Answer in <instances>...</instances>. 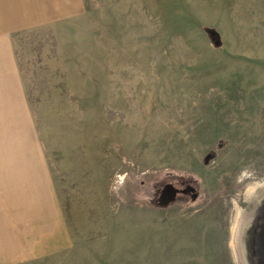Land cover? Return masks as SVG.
I'll return each mask as SVG.
<instances>
[{"label":"rangeland","instance_id":"374dc122","mask_svg":"<svg viewBox=\"0 0 264 264\" xmlns=\"http://www.w3.org/2000/svg\"><path fill=\"white\" fill-rule=\"evenodd\" d=\"M0 264H264V0H0Z\"/></svg>","mask_w":264,"mask_h":264},{"label":"crops","instance_id":"0c3cea01","mask_svg":"<svg viewBox=\"0 0 264 264\" xmlns=\"http://www.w3.org/2000/svg\"><path fill=\"white\" fill-rule=\"evenodd\" d=\"M22 209L24 215L21 213V208H8L10 214L14 213L20 222H28L24 234L26 241L11 243L9 246L13 256L21 255L19 260L32 259L71 246L70 236L66 232L58 208H43L44 211L42 208Z\"/></svg>","mask_w":264,"mask_h":264},{"label":"water","instance_id":"95a60500","mask_svg":"<svg viewBox=\"0 0 264 264\" xmlns=\"http://www.w3.org/2000/svg\"><path fill=\"white\" fill-rule=\"evenodd\" d=\"M216 44L219 45L220 44V41H216Z\"/></svg>","mask_w":264,"mask_h":264},{"label":"bare ground","instance_id":"6f19581e","mask_svg":"<svg viewBox=\"0 0 264 264\" xmlns=\"http://www.w3.org/2000/svg\"><path fill=\"white\" fill-rule=\"evenodd\" d=\"M236 223V222H235ZM235 229V228H234ZM234 231V230H233ZM235 234V233H234ZM234 240V239H233ZM235 242V241H234Z\"/></svg>","mask_w":264,"mask_h":264}]
</instances>
